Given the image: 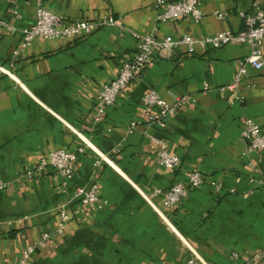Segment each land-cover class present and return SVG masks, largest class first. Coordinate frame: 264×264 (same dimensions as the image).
Instances as JSON below:
<instances>
[{
	"label": "crops",
	"instance_id": "0c3cea01",
	"mask_svg": "<svg viewBox=\"0 0 264 264\" xmlns=\"http://www.w3.org/2000/svg\"><path fill=\"white\" fill-rule=\"evenodd\" d=\"M197 1L199 23L157 21L155 0H40L64 22L112 17L117 24L72 41L37 39L13 56L38 0H0V21L16 29L0 27V67L9 72H0V264H18L31 246L28 264H264V151L243 156L239 140L246 119L264 127V39L262 68H248L232 92L224 88L248 46L158 51L101 122L92 121L100 88L135 54V35L236 33L243 28L239 12L264 10V0ZM148 91L166 102L186 97L163 129L145 125L153 111L141 102ZM152 138L181 160L178 169L159 167ZM57 150L76 153L69 180L51 169L34 172ZM191 172L205 181L173 208L164 207L161 195L151 197L157 213L144 199ZM90 185L98 187L93 208L74 196ZM63 204L69 221L58 235ZM44 234L49 238L38 246Z\"/></svg>",
	"mask_w": 264,
	"mask_h": 264
},
{
	"label": "built area",
	"instance_id": "2783aa9c",
	"mask_svg": "<svg viewBox=\"0 0 264 264\" xmlns=\"http://www.w3.org/2000/svg\"><path fill=\"white\" fill-rule=\"evenodd\" d=\"M154 8L157 11L156 19L159 22H169L178 20L184 17H190L195 23H199L202 18V13L198 6L197 0H155ZM16 18H20L17 11L14 12ZM243 22V28L239 32H231L229 30L220 31L212 36H204L199 39H194L188 35H183L178 39L166 36L161 40L155 39L153 34L135 35L136 51L133 57L122 64L117 76L111 82L103 85L97 96V101L94 106L92 121L99 124L103 119L106 110L113 106L118 96L127 86L136 80L144 68L151 62L152 57L158 51H170L177 45H185L187 53L192 55L195 46L202 48L210 47L212 49H220L228 44L235 43L246 45L249 52L238 62V68L233 80L224 89L232 92L238 88L240 81L246 77L247 69L258 71L263 66L262 42L264 39V10L258 7L248 13L238 14ZM217 18L223 20L225 14H216ZM117 22L112 17H107L98 21H72L64 22L57 15L51 13L42 6L40 0L37 2L35 9V21L29 28L20 30L21 40L17 50L13 52V56H18L23 50L28 48L34 40H66L72 41L93 34L97 29L102 27H113ZM0 27L6 28L10 32H15L16 29L0 21ZM0 72L9 75L8 70L0 67ZM238 100L241 99L239 96ZM186 101V97L174 98L171 102L163 100L155 91H148L141 97L142 104L153 110L149 112L146 120V126H157L165 128L166 122L170 116L180 108ZM134 128L132 123L128 127V132ZM84 144V138L80 136ZM239 140L243 144V156L250 157L253 154H258L264 151V127L259 126L252 119H246L240 131ZM152 141L158 146L156 152L158 165L166 170L174 171L181 165V160L167 150V144L162 140L152 138ZM87 145V144H86ZM76 161V153L57 150L50 152L47 156L41 158L34 168L35 173H43L47 169L53 170L56 174L65 180H69L73 175V166ZM250 167H254L252 160L248 161ZM32 173L26 174L27 178H31ZM205 177L200 172H191L188 174L185 182L173 183L165 192L156 189L151 196H143L144 199L151 204L150 198L161 195L165 208H173L181 200L187 197L191 190L197 189L203 185ZM4 185L0 183V190ZM215 192L222 193L223 189L220 184L214 186ZM233 193V190L227 191ZM75 198H79L81 204L93 208L99 202L98 187L90 185L87 188H76L74 192ZM57 227L56 234L61 235L69 221L67 204L61 205L57 212ZM48 234L42 235L38 246H44ZM35 247H26L22 250L21 258L18 264H28L29 258ZM232 258H237L236 253L231 254Z\"/></svg>",
	"mask_w": 264,
	"mask_h": 264
}]
</instances>
